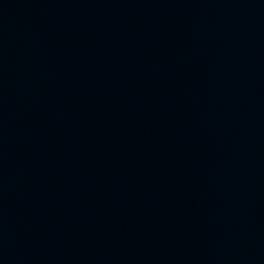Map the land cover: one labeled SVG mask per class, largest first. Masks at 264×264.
<instances>
[{"label":"water","instance_id":"water-1","mask_svg":"<svg viewBox=\"0 0 264 264\" xmlns=\"http://www.w3.org/2000/svg\"><path fill=\"white\" fill-rule=\"evenodd\" d=\"M165 264H264V0H235L203 149Z\"/></svg>","mask_w":264,"mask_h":264}]
</instances>
